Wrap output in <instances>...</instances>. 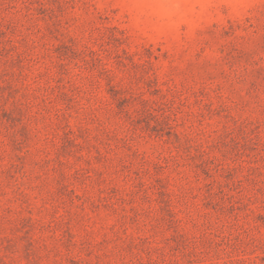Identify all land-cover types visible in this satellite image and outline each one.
Wrapping results in <instances>:
<instances>
[{
	"label": "rangeland",
	"instance_id": "374dc122",
	"mask_svg": "<svg viewBox=\"0 0 264 264\" xmlns=\"http://www.w3.org/2000/svg\"><path fill=\"white\" fill-rule=\"evenodd\" d=\"M0 264H264V0H0Z\"/></svg>",
	"mask_w": 264,
	"mask_h": 264
}]
</instances>
